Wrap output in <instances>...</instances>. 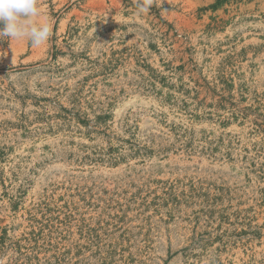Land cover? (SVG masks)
<instances>
[{"label": "rangeland", "instance_id": "obj_1", "mask_svg": "<svg viewBox=\"0 0 264 264\" xmlns=\"http://www.w3.org/2000/svg\"><path fill=\"white\" fill-rule=\"evenodd\" d=\"M38 7L0 38V264H264V0Z\"/></svg>", "mask_w": 264, "mask_h": 264}, {"label": "clouds", "instance_id": "obj_2", "mask_svg": "<svg viewBox=\"0 0 264 264\" xmlns=\"http://www.w3.org/2000/svg\"><path fill=\"white\" fill-rule=\"evenodd\" d=\"M152 0H146L150 6ZM38 0H0V38L27 39L39 46L49 40L51 24H38L34 18L40 15Z\"/></svg>", "mask_w": 264, "mask_h": 264}]
</instances>
